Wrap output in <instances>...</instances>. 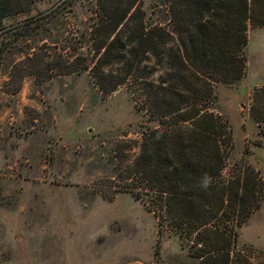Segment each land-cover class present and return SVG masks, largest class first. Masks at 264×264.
<instances>
[{"label": "rangeland", "instance_id": "374dc122", "mask_svg": "<svg viewBox=\"0 0 264 264\" xmlns=\"http://www.w3.org/2000/svg\"><path fill=\"white\" fill-rule=\"evenodd\" d=\"M8 1L0 20V264H199L170 225L159 230L153 213L121 191L151 125V100L134 78L110 93L96 85L98 0ZM155 1L140 0L152 19ZM247 36L244 76L215 84L212 105L229 134L219 179L252 177V212L229 264H264V131L249 113L264 87V27ZM151 67L138 70L159 96Z\"/></svg>", "mask_w": 264, "mask_h": 264}, {"label": "trees", "instance_id": "16d2710c", "mask_svg": "<svg viewBox=\"0 0 264 264\" xmlns=\"http://www.w3.org/2000/svg\"><path fill=\"white\" fill-rule=\"evenodd\" d=\"M97 4L103 39L94 47L100 54L92 66L96 85L110 93L134 78L142 84L140 96L151 100V125L121 191L153 213L159 230L170 225L199 264H229L237 228L252 212V177L246 171L242 181L219 179L229 134L212 107L214 85L244 76L247 31L264 27V0H156L157 19L146 16L140 0ZM9 10V1L0 0V20ZM148 61L152 74H160L159 96L138 70ZM109 64L120 67L102 74ZM249 113L264 131V87L255 90ZM205 175L211 178L207 191L198 186Z\"/></svg>", "mask_w": 264, "mask_h": 264}, {"label": "clouds", "instance_id": "9594fccd", "mask_svg": "<svg viewBox=\"0 0 264 264\" xmlns=\"http://www.w3.org/2000/svg\"><path fill=\"white\" fill-rule=\"evenodd\" d=\"M198 186L201 190L207 191L211 187V178L205 175L199 182Z\"/></svg>", "mask_w": 264, "mask_h": 264}]
</instances>
